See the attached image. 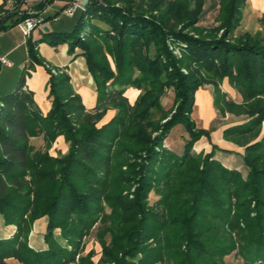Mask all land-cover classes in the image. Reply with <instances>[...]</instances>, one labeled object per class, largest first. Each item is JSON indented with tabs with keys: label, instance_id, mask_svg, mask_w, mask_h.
<instances>
[{
	"label": "trees",
	"instance_id": "obj_1",
	"mask_svg": "<svg viewBox=\"0 0 264 264\" xmlns=\"http://www.w3.org/2000/svg\"><path fill=\"white\" fill-rule=\"evenodd\" d=\"M191 2L89 0L72 31L46 33L70 53L81 49L98 93L92 109L66 72L49 70L52 107L42 113L26 88L28 70L41 63L39 42L27 39L29 66L0 101V214L17 227L0 238V264H227L233 253L242 264H264V37L235 36L248 0H218L210 27L199 24L205 0ZM29 15L2 5L0 33ZM225 79L239 100L222 89ZM206 85L217 112L238 118L223 135L244 147L245 176L215 158L232 150L213 143L194 152L215 130L192 117ZM130 87L141 91L133 103ZM166 88L175 93L171 110L160 101ZM109 108L115 114L98 126ZM160 108L164 123L153 118ZM179 124L190 134L182 152L166 145ZM39 136L45 151L31 142ZM60 136L69 148L53 155ZM44 216L47 248L35 249L29 234ZM94 230L98 262L94 249L85 253Z\"/></svg>",
	"mask_w": 264,
	"mask_h": 264
},
{
	"label": "crops",
	"instance_id": "obj_2",
	"mask_svg": "<svg viewBox=\"0 0 264 264\" xmlns=\"http://www.w3.org/2000/svg\"><path fill=\"white\" fill-rule=\"evenodd\" d=\"M46 0H0V7L2 5L8 8L10 11H19L20 13H41L44 17L43 24L36 27L30 36L23 35L18 25L12 26L6 31L0 33V96H5L13 92L20 80V77L29 66L30 56L29 47L27 45V39L32 38L34 41H38V53L41 63L35 65L34 69H29L26 76V88L33 92V98L35 104L41 109L42 113L46 115L52 107V97H50L49 88V70L65 71L71 77V83L74 90L81 96L82 101L87 109H92L98 104V93L92 74L89 72L86 59L82 55L80 48H76L73 53L69 52V44L61 43L53 45L48 39H45L46 33L50 32H69L70 27L75 23L76 9L72 15H68L70 18H62L64 9L69 5H74L75 2L83 0H66V5H55L53 0L49 3L41 6V3ZM248 6H251L253 11L264 13V0H248ZM66 15V14H65ZM67 24V27H65ZM48 27V31L45 30ZM69 28V29H67ZM4 57L8 62L1 60ZM226 83V84H225ZM225 85L231 87L228 80L224 82ZM232 90H234L232 88ZM231 97L238 99V94L225 90ZM196 105L201 112H205L208 109L213 115L216 114L217 109L214 105L213 89L209 86H205L199 89L196 93ZM109 114L105 115L101 120L102 123L107 122L114 114L113 111H108ZM205 116V115H204ZM229 121L233 122L238 118L230 114ZM229 124L223 125V130ZM221 135V134H220ZM212 136V135H211ZM40 137V136H39ZM35 138V137H33ZM223 134L217 137V140L212 136V141L218 144L220 147L232 150L235 155L241 156L244 153V147L233 146L224 147L221 146L223 140ZM64 147L61 150H67L68 146L65 143L64 137L61 139ZM64 141V142H63ZM225 145L228 146L226 143ZM223 151H217L215 158L220 160L225 166L234 168L231 166V158ZM16 225L6 224L4 217L0 214V238H8L16 232ZM47 231V217H41L37 219L29 234V243L35 249L47 248L45 242V233ZM7 264H18L17 260L9 259Z\"/></svg>",
	"mask_w": 264,
	"mask_h": 264
},
{
	"label": "rangeland",
	"instance_id": "obj_3",
	"mask_svg": "<svg viewBox=\"0 0 264 264\" xmlns=\"http://www.w3.org/2000/svg\"><path fill=\"white\" fill-rule=\"evenodd\" d=\"M55 5H61L64 6L66 5V0H53L52 2ZM195 0H192L191 2V6H194L195 4ZM166 4V3H163ZM75 6V10H77V13L75 15V23L73 24L72 27H70V31H72L74 29V26L78 20V18L81 15L82 12V1L80 2H75L74 4ZM218 0H205V5H204V9L202 12V20L199 22V24H202L206 27H210L213 25H216L218 23H216L215 18L218 14ZM251 6H246L243 10V21L241 26L236 30L235 32V36H242L245 32H251L253 34L257 33L260 36L264 37V13H260V12H256L253 11L251 9ZM66 9V8H65ZM166 9V5L162 6V9H159L160 11L155 10L154 14H156V16H159V13H161L162 11H165ZM66 14V15H65ZM68 13L65 12V10L63 11V14L61 15V19L62 18H70L68 17ZM67 27V24H65ZM69 29V28H67ZM187 33L194 35V36H200L201 34L198 33L194 27H191L189 29L186 30ZM223 31V30H222ZM222 31H219L217 33V36L220 37L222 35ZM207 35V34H204ZM168 44L170 46V49L173 50L174 54H176L179 58H181L182 56V52H181V48L179 46H177L176 44H174V42L169 39L168 40ZM53 73H58L60 72V70H51ZM182 71L187 73V70L183 67ZM65 72V71H62ZM1 81V79H0ZM227 80L225 79L222 82V89L225 91L226 89L229 90L230 92H234V90H232V87H228L227 85L224 84V82H226ZM207 87L209 86V88L213 89L212 85H206ZM141 93L140 90L136 89L135 87H130L127 91H126V95L128 96V98L130 99V101L133 103L135 101V99L138 97V95ZM197 95V94H196ZM2 97L4 96H0V101L2 100ZM174 99H175V93L174 90L172 88H166L164 90V93L160 99L161 103L163 104L162 108L163 110H171L172 106L174 105ZM114 111L116 112L115 109L109 108L106 112L105 115H107V113L109 114L108 111ZM154 120H159L161 123H164L168 118H163L162 117V110L160 109H156L154 110ZM205 115V116H204ZM230 114H227L226 116L222 115L219 112H216L215 115H213L208 109L205 110V112H201V110H199V107L196 105L194 106L193 109V113H192V117L195 120L197 126L199 128H209V127H215V130L212 132V136L214 137L215 140H217V137L221 136L223 134V128L224 127V123L226 121H229V117ZM103 123L100 121L98 123V126H101ZM222 126V127H221ZM263 132H264V125H263ZM156 134V133H154ZM221 134V135H220ZM190 137V134L187 130V128L184 126V124H179L177 126H175L170 135L167 138L166 141V145H168L169 148L174 149L177 152H182L184 149V145L186 140ZM63 138V136H60L57 138V140L55 142H53V144L50 147V152L53 155L58 154L60 151H62V153L67 152V150H61L62 147H64V145L60 142L61 139ZM223 140L222 142H224V144L221 143V146L224 147H230L231 145L233 146H240L241 145L237 144L236 142H234L231 139L225 138L223 135ZM219 140H217L218 142ZM32 144L34 145V147L36 149H40L45 151V149L48 148L46 141L44 140V138L42 136L40 137H35L31 139ZM64 142V141H63ZM66 143V142H65ZM228 144L225 145V144ZM212 138L211 140L208 139L207 137L203 136L194 146V152L196 153H200V152H209L212 149ZM66 145L69 148V145L66 143ZM220 151V150H218ZM225 153H227L228 157L231 158V166L236 168L237 170H240L243 175L245 176L248 172L247 167L244 164V161L242 160L241 156H237L234 154V152H230V151H223ZM95 234H96V230H94L91 235H89L86 238V249H85V253H87L88 251H90L91 249H94L97 253V255L94 257V260L96 262H98V260L101 257V246L100 244L96 241L95 238ZM227 260V264H242V260L240 258L237 257V255L235 253L229 255L226 257Z\"/></svg>",
	"mask_w": 264,
	"mask_h": 264
},
{
	"label": "built area",
	"instance_id": "obj_4",
	"mask_svg": "<svg viewBox=\"0 0 264 264\" xmlns=\"http://www.w3.org/2000/svg\"><path fill=\"white\" fill-rule=\"evenodd\" d=\"M66 13L72 15L75 11L74 5H69L64 9ZM44 17L41 13H32L28 17H26L23 21L18 23V27L21 29L24 36L28 37L32 33V31L43 24ZM1 60L4 62H8L4 57H1ZM9 63V62H8ZM2 105V103H0Z\"/></svg>",
	"mask_w": 264,
	"mask_h": 264
},
{
	"label": "water",
	"instance_id": "obj_5",
	"mask_svg": "<svg viewBox=\"0 0 264 264\" xmlns=\"http://www.w3.org/2000/svg\"><path fill=\"white\" fill-rule=\"evenodd\" d=\"M89 0H83L82 6H85ZM45 30L48 31V27H45Z\"/></svg>",
	"mask_w": 264,
	"mask_h": 264
}]
</instances>
